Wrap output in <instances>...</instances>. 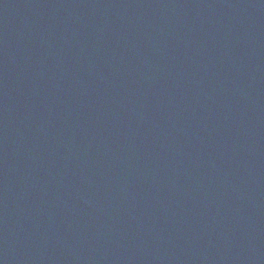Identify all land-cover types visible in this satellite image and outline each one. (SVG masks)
Returning <instances> with one entry per match:
<instances>
[{
	"label": "water",
	"instance_id": "water-1",
	"mask_svg": "<svg viewBox=\"0 0 264 264\" xmlns=\"http://www.w3.org/2000/svg\"><path fill=\"white\" fill-rule=\"evenodd\" d=\"M0 264H264V0H0Z\"/></svg>",
	"mask_w": 264,
	"mask_h": 264
}]
</instances>
